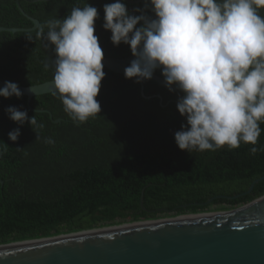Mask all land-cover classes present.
I'll use <instances>...</instances> for the list:
<instances>
[{
  "label": "trees",
  "instance_id": "1",
  "mask_svg": "<svg viewBox=\"0 0 264 264\" xmlns=\"http://www.w3.org/2000/svg\"><path fill=\"white\" fill-rule=\"evenodd\" d=\"M129 1L140 2L122 0L127 8L144 4V0ZM112 2L19 0L22 12L17 0H0V27L29 30L34 26L30 18L44 24L64 18L73 6L88 3L98 10L94 34L104 58L124 59L131 56L129 47L113 46L111 33L102 27L103 6ZM36 29L0 32V80L23 87L52 81L54 68L45 70L44 63L54 54L46 41L35 38ZM28 33L32 42L25 38ZM103 70L96 97L101 111L82 124L73 122L51 93L30 102L34 110L46 112L30 110L25 96L0 97V245L230 210L264 195L263 180L238 199L194 205L215 196L242 194L264 176V123L256 145L181 151L174 141V133L185 123L175 108L178 93L153 80L138 84ZM154 74L161 77L159 70ZM142 85L150 98L141 95ZM8 107L26 110L29 118L36 115L44 127L32 130L27 121L23 125L11 121L5 112ZM47 111L62 122L53 123ZM15 129L20 135L12 142L8 133ZM47 137L55 144H46ZM252 147L258 149L255 154L250 152Z\"/></svg>",
  "mask_w": 264,
  "mask_h": 264
},
{
  "label": "clouds",
  "instance_id": "2",
  "mask_svg": "<svg viewBox=\"0 0 264 264\" xmlns=\"http://www.w3.org/2000/svg\"><path fill=\"white\" fill-rule=\"evenodd\" d=\"M262 10L264 0H144L143 7L133 8L136 15L122 0L103 6L102 27L111 33L110 42L127 45L133 57L124 78L139 84L159 70L163 86L178 93L175 108L185 121L174 133L179 150L257 144L264 123ZM98 16L97 8L85 3L36 29L35 38L46 41L54 54L44 63L45 70L54 68L51 94L77 124L101 111L96 97L105 72L104 52L94 34ZM25 38L33 41L31 33ZM21 96L16 83L6 81L0 88L5 99ZM5 112L19 125L27 121L32 130L44 127L26 110L8 107ZM19 135L15 129L8 139L15 142ZM44 142L55 144L51 137Z\"/></svg>",
  "mask_w": 264,
  "mask_h": 264
},
{
  "label": "water",
  "instance_id": "3",
  "mask_svg": "<svg viewBox=\"0 0 264 264\" xmlns=\"http://www.w3.org/2000/svg\"><path fill=\"white\" fill-rule=\"evenodd\" d=\"M17 5L22 11L19 0ZM127 11L135 15L133 8ZM30 19L34 23L32 29L0 27V32L35 30L40 22ZM132 59V56L104 58L102 63L104 68L124 75ZM151 80L163 86L160 76L153 74ZM5 82L0 80V88ZM18 87L22 96L27 97L30 110L46 112L34 110L30 102L36 96L51 93V81L31 89V86ZM141 95L150 98L145 96L143 85ZM48 113L53 123L62 122ZM263 180L264 176L254 180L242 194L215 196L194 205L238 199L250 194ZM0 264H264V195L225 212L177 216L0 245Z\"/></svg>",
  "mask_w": 264,
  "mask_h": 264
},
{
  "label": "rangeland",
  "instance_id": "4",
  "mask_svg": "<svg viewBox=\"0 0 264 264\" xmlns=\"http://www.w3.org/2000/svg\"><path fill=\"white\" fill-rule=\"evenodd\" d=\"M230 210H232V209H230ZM225 211H229V210H210L209 212H206V213L209 214V213H218V212H225ZM172 217H177V216H172ZM165 218H171V217H165ZM165 218H161V219H165Z\"/></svg>",
  "mask_w": 264,
  "mask_h": 264
},
{
  "label": "bare ground",
  "instance_id": "5",
  "mask_svg": "<svg viewBox=\"0 0 264 264\" xmlns=\"http://www.w3.org/2000/svg\"><path fill=\"white\" fill-rule=\"evenodd\" d=\"M189 215H187V216H182V217H188Z\"/></svg>",
  "mask_w": 264,
  "mask_h": 264
}]
</instances>
